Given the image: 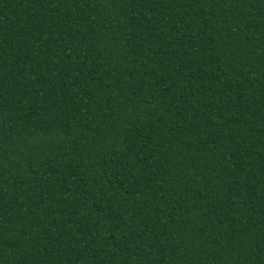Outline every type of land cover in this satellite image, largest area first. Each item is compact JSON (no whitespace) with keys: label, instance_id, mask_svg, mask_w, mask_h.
I'll list each match as a JSON object with an SVG mask.
<instances>
[{"label":"trees","instance_id":"trees-1","mask_svg":"<svg viewBox=\"0 0 264 264\" xmlns=\"http://www.w3.org/2000/svg\"><path fill=\"white\" fill-rule=\"evenodd\" d=\"M0 264H264V0H0Z\"/></svg>","mask_w":264,"mask_h":264}]
</instances>
